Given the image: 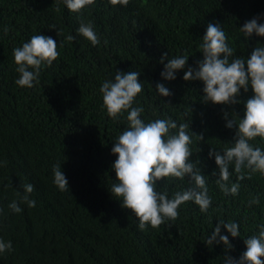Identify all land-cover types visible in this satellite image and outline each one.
<instances>
[{"label": "trees", "instance_id": "16d2710c", "mask_svg": "<svg viewBox=\"0 0 264 264\" xmlns=\"http://www.w3.org/2000/svg\"><path fill=\"white\" fill-rule=\"evenodd\" d=\"M258 13H264V0H94L79 13L63 0H0V237L10 239L14 249L0 256V264H222L223 245L204 243L217 219L239 222L240 236H229L233 247L227 250L239 256L244 238L264 223V175L251 172L237 181L233 172L229 183L240 187L226 195L211 174L216 165L207 153L210 145L222 150L233 139L235 129L224 126L222 109L242 115L251 88L241 90V103L204 102L200 80H183V70L173 80L160 76V57L187 54L193 64L209 22H219L234 54L246 57L264 37L246 39L239 27ZM81 20L93 21L99 45L76 32ZM39 32L57 40L59 55L42 66L39 83L18 86L12 50ZM69 33L76 38L65 40ZM115 69L139 71L143 87L136 99L145 120L171 117L203 134V139L192 134L190 148L191 159L208 174L213 199L206 213L187 201L174 220L140 229L137 217L109 192L116 178L110 149L127 120L126 112L118 118L107 114L99 88ZM157 81L172 95L159 97ZM250 142L264 148L259 136ZM56 163L69 190L53 183ZM24 183L34 185L36 205L12 212L7 205L18 199L16 190ZM187 186V177L158 183L169 196ZM254 197L258 203L249 205Z\"/></svg>", "mask_w": 264, "mask_h": 264}, {"label": "clouds", "instance_id": "9594fccd", "mask_svg": "<svg viewBox=\"0 0 264 264\" xmlns=\"http://www.w3.org/2000/svg\"><path fill=\"white\" fill-rule=\"evenodd\" d=\"M63 3L71 12L79 13L94 0H63ZM109 3L116 4L117 0H109ZM119 3L127 4V0H119ZM50 28L59 32L55 25ZM239 30L246 39L253 34L264 37V13L245 20ZM3 31H8L6 25ZM76 32L94 46L101 42L91 20H81ZM75 38L69 33L64 39L72 41ZM59 44L62 45L63 41H59ZM57 45L53 36L39 32L14 47L13 61L18 73L15 84L31 88L39 83L42 66L51 65L59 55ZM197 47L201 56L193 64L188 63L190 56L187 54L169 58V53H162L160 76L164 80H173L177 71L183 70V80L202 82V101L221 105L241 103V90L248 92L251 88L252 94L243 101L242 115L235 110L222 109L224 126L235 129L233 139L222 150L210 145L207 153L216 165L211 174L217 177L219 189L226 195H236L239 183H229L233 172L237 174V181L251 172L259 171L264 175V148L250 142L258 136L264 139V43L258 42L246 57L236 55L221 24L209 22ZM138 76L139 71L136 70L115 69L111 78L103 80L99 90L107 114L118 118L126 112L127 120V127L115 137L110 149L115 154L111 168L116 178L108 190L123 208L130 209L137 217L138 228L144 229L148 225L156 227L165 220H174L179 215V206L187 201L194 202L200 212L206 213L213 197L206 182L208 174L197 167L198 161L191 159V136L195 134L203 139V134L194 133L188 123L178 124L171 117L145 120L141 115L144 108L136 99L143 87ZM154 89L159 97L172 95L161 81L155 83ZM52 175L53 183L60 191L69 190L68 179L60 163L52 165ZM185 177L188 186L173 192L171 196L167 189H158L162 179L183 180ZM33 190L32 183L20 185L16 190L18 199L11 200L8 208L20 213L22 204L34 207L36 201L31 198ZM253 203H258L257 197L248 201L249 205ZM222 227L226 232L221 231ZM256 227L254 234L244 238L246 247L236 257L229 255L227 250L233 247L229 236H240L238 221L217 219L204 243L208 247L223 245L225 254L222 264H264V223H258ZM13 250L12 241L0 237V256Z\"/></svg>", "mask_w": 264, "mask_h": 264}]
</instances>
